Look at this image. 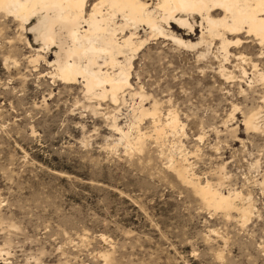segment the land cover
I'll list each match as a JSON object with an SVG mask.
<instances>
[{
	"label": "rangeland",
	"instance_id": "rangeland-1",
	"mask_svg": "<svg viewBox=\"0 0 264 264\" xmlns=\"http://www.w3.org/2000/svg\"><path fill=\"white\" fill-rule=\"evenodd\" d=\"M165 28L194 44L203 34L200 20L192 32ZM137 34L148 42L116 106L39 77L27 61L39 48L33 35L24 36L32 49L0 20V264H264V85L241 82V67L251 79L253 63L264 70L262 47L242 34L226 62L211 38L190 50L144 26ZM223 65L238 80L223 78ZM156 103L161 124L171 111L181 122L159 139L152 117L131 129L140 106ZM260 108L262 129L247 130L245 115ZM115 116L132 141L146 133L141 152L119 141ZM170 160L200 184L241 192L237 207L250 198V220L205 206Z\"/></svg>",
	"mask_w": 264,
	"mask_h": 264
},
{
	"label": "bare ground",
	"instance_id": "bare-ground-1",
	"mask_svg": "<svg viewBox=\"0 0 264 264\" xmlns=\"http://www.w3.org/2000/svg\"><path fill=\"white\" fill-rule=\"evenodd\" d=\"M155 1L151 2L152 5L146 0H97L88 6L89 0H0V20L15 22L19 26V38L32 49L34 46L24 36L28 32L33 35L39 48L27 61L29 65H34L39 77L49 79L54 84L60 82L66 88L81 84L85 97L97 101L109 98L116 106L120 100H125V91L132 87L129 79L133 57L148 42V39L140 40L137 34L142 26L147 27L154 37L170 36L178 45L190 50L207 44L208 38L213 43L219 41V50L226 62L231 55L230 46L242 44L239 36L247 34L258 41L262 47L259 58H264V0ZM119 18L121 23L118 22ZM198 20L203 30L198 44L184 41L165 28L177 24L192 32ZM128 31L129 34L125 35ZM16 43H8V50L9 59L15 58L14 64L18 67ZM49 54L54 55L53 61L48 59ZM201 56L203 58L204 55ZM234 57L242 62L251 60L243 54ZM43 66L48 70H43ZM252 66V79L249 77L251 74L241 67V82L245 81L250 89H254L256 84L264 85V70L259 69V64L253 63ZM220 67L223 78L231 82L238 80L234 72L224 65ZM242 94L246 95V91L243 90ZM152 108V111L146 110L141 105L137 122L132 124L131 129L138 121L152 117L157 139L166 128L178 131L181 122L173 111L169 112L165 124H161L157 119V103ZM261 112L260 108L245 115L244 126L247 130L257 132L262 129ZM118 121L115 116L111 126L120 135L119 141L125 142L127 148L140 151L146 133L138 129V136L132 141L130 131H125ZM170 167L183 183L192 186L208 208L221 210L227 216L237 210L244 221L250 220L254 209L250 203L252 200L246 199V204L239 208L235 204L238 199H243L241 192L223 193L219 187L221 184H200L199 178L184 164L171 163ZM261 184L264 186V180Z\"/></svg>",
	"mask_w": 264,
	"mask_h": 264
}]
</instances>
